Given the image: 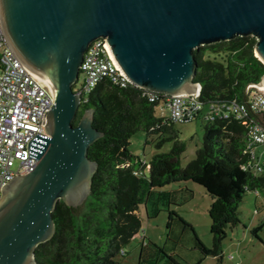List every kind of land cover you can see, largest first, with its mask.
Instances as JSON below:
<instances>
[{"label":"water","instance_id":"1","mask_svg":"<svg viewBox=\"0 0 264 264\" xmlns=\"http://www.w3.org/2000/svg\"><path fill=\"white\" fill-rule=\"evenodd\" d=\"M0 21L9 47L53 94L48 135L27 140L35 166L15 174L0 194V264H38L37 245L55 232L59 199L81 205L90 193L97 161L89 146L102 135L94 109L74 89L90 43L107 39L115 66L131 83L167 95L194 93L195 48L256 37L264 62V0H0ZM253 84L264 85V73Z\"/></svg>","mask_w":264,"mask_h":264},{"label":"trees","instance_id":"2","mask_svg":"<svg viewBox=\"0 0 264 264\" xmlns=\"http://www.w3.org/2000/svg\"><path fill=\"white\" fill-rule=\"evenodd\" d=\"M255 44V36L239 35L195 48L194 80L201 84L203 109L194 119L203 121L204 135L196 156L185 166L180 156L186 144L180 139L174 140L169 151H157L148 160L130 149L131 137L139 130L146 132L145 143L159 134L157 146L167 138L164 133H173L176 122L170 114L162 116L156 111L160 101L165 104L162 93L152 100L147 89L133 83L121 86L109 79L95 86L73 119L77 123L85 108H93V124L102 131L88 149V156L98 163L91 190L78 206L57 201L52 211L55 232L35 249L38 264H125L121 257L127 253L126 246L142 231V205L150 217L166 210L168 227L179 220L193 230L202 255L191 264L209 255L222 259L227 230L240 223L243 197L248 191L257 195L264 191V169L247 167L251 155L245 148L252 112L241 119H208L204 114L212 103L247 99V85L258 82L264 73V62L254 53ZM189 180L202 185L212 197L208 208L211 247L176 208L194 196ZM261 227L252 230L259 239ZM139 243L138 264H160L163 254L167 256L163 264H180L165 245L145 238Z\"/></svg>","mask_w":264,"mask_h":264},{"label":"built area","instance_id":"3","mask_svg":"<svg viewBox=\"0 0 264 264\" xmlns=\"http://www.w3.org/2000/svg\"><path fill=\"white\" fill-rule=\"evenodd\" d=\"M106 41L104 37L96 38L84 54L79 78L74 85V89L82 95V105L103 79L121 86L131 83L115 66L105 47ZM246 91L245 101L212 103L204 116L208 119L231 116L241 119L252 112L254 118L247 131L245 148L251 155L247 167L261 171L264 169V152L259 155L257 152L259 146L264 145V87L249 83ZM157 97V92H150V99ZM163 97L170 108L172 121H190L202 112L203 104L194 93L163 94ZM53 102L51 91L9 47L0 21V194L4 184L15 174L25 173L37 163L35 158L28 157L27 140L37 132L48 135L46 115Z\"/></svg>","mask_w":264,"mask_h":264},{"label":"rangeland","instance_id":"4","mask_svg":"<svg viewBox=\"0 0 264 264\" xmlns=\"http://www.w3.org/2000/svg\"><path fill=\"white\" fill-rule=\"evenodd\" d=\"M156 111L158 115L162 116L170 114L169 108L162 101L157 104ZM202 124L203 121L200 117L191 121L174 123L173 133H164L163 135L167 138L160 146H157L159 134L153 135L155 139L152 142L145 143L146 132L139 130L131 137L130 149L148 160L157 151H169L174 140L180 139L186 144V148L180 156V163L185 166L196 156L197 150L202 146L204 135ZM261 151L264 152V145L259 146L258 155L261 154ZM187 185L193 189L194 196L176 208L180 215L194 226L203 243L211 247V218L208 208L212 197L202 185L194 181H187ZM175 186L177 187V185H173V187ZM139 212L142 218V231L126 246L127 253L121 257L125 264H138L139 242L142 238L151 240L159 246L165 245L167 251L173 253L180 264L194 263L202 255L196 245L194 232L189 226L179 220H174L170 227L167 226L168 212L166 210H161L158 215L150 217L147 209L142 205ZM238 217L240 223L229 227L227 236L223 240L222 259L209 255L199 264H264V191H261L259 195L254 191H248L240 202ZM259 225H262L258 231L262 240L252 232ZM163 256L167 258L164 254ZM164 258L160 260V264L167 260Z\"/></svg>","mask_w":264,"mask_h":264},{"label":"bare ground","instance_id":"5","mask_svg":"<svg viewBox=\"0 0 264 264\" xmlns=\"http://www.w3.org/2000/svg\"><path fill=\"white\" fill-rule=\"evenodd\" d=\"M261 86H262V87H264V85H263V84H262Z\"/></svg>","mask_w":264,"mask_h":264}]
</instances>
